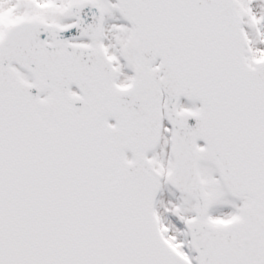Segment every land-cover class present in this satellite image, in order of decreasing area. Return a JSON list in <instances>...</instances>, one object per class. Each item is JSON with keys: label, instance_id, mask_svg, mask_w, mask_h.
Instances as JSON below:
<instances>
[{"label": "water", "instance_id": "95a60500", "mask_svg": "<svg viewBox=\"0 0 264 264\" xmlns=\"http://www.w3.org/2000/svg\"><path fill=\"white\" fill-rule=\"evenodd\" d=\"M117 1L139 33L137 79L127 92L113 89L101 50L45 45L49 37L57 41L97 37L100 14L89 5L77 9L80 24L66 33L26 23L15 27L2 46L0 264H150L156 254L153 264H162L163 245L151 213L158 180L143 178L144 161L125 168L118 140L112 144L114 153L95 152L81 167L73 144L43 143L47 118L34 104L41 93L12 78L8 72L12 63L33 71L46 88L62 96L56 101L75 86L92 101V112L108 109L127 126L160 122L164 95L176 137L177 167L171 183L199 197L194 149L197 141H205L222 165L231 191L253 199L250 224L242 234L226 237L218 232L209 238L206 264H232L230 259L264 244V64L255 70L243 64V37L231 1ZM156 64L159 69L151 70ZM182 99L199 101L203 114L175 117L174 108ZM59 123L69 130L79 126L73 120ZM148 132L143 129L144 135ZM154 134L151 147L158 144ZM44 161L52 171L38 175ZM63 178L66 185L78 187L83 180L84 197L69 194L55 203L58 192L51 196L50 182L60 184ZM114 192H122L117 206ZM170 262L180 264L172 257Z\"/></svg>", "mask_w": 264, "mask_h": 264}, {"label": "rangeland", "instance_id": "374dc122", "mask_svg": "<svg viewBox=\"0 0 264 264\" xmlns=\"http://www.w3.org/2000/svg\"><path fill=\"white\" fill-rule=\"evenodd\" d=\"M85 0H0V21L5 20L0 30V41L9 25L26 19H37L47 23L67 26L73 21L68 16V8ZM105 12V33L99 43L105 48L109 58L116 63L119 71V85L130 80L128 65L136 60L133 47L136 34L134 27L126 23L116 11L112 0H93ZM241 15L246 18L249 43L246 45L248 61L256 62L264 58V0H240ZM4 19V20H3ZM249 23V24H248ZM197 111L198 106H190ZM163 150H166L165 148ZM164 159V156L162 155ZM202 176L205 177L207 196L211 213L209 221L217 226H225L245 218L248 200H234L220 182L219 175L208 156L202 154ZM159 160V159H158ZM166 170L167 167H159ZM160 218L164 233L169 241L185 246L188 241V219L195 215L196 204L188 197H182L166 187L159 202ZM166 210H169L166 212Z\"/></svg>", "mask_w": 264, "mask_h": 264}, {"label": "flooded vegetation", "instance_id": "af4514ba", "mask_svg": "<svg viewBox=\"0 0 264 264\" xmlns=\"http://www.w3.org/2000/svg\"><path fill=\"white\" fill-rule=\"evenodd\" d=\"M78 98H81V96L79 95H76ZM102 124H99L98 126H101ZM111 125H114V124H111ZM89 126H93L92 124H89Z\"/></svg>", "mask_w": 264, "mask_h": 264}]
</instances>
